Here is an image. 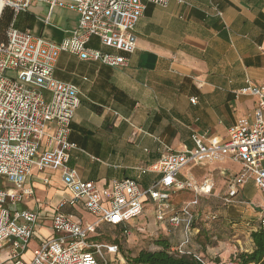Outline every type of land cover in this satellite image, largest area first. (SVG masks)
Returning <instances> with one entry per match:
<instances>
[{
	"label": "crops",
	"instance_id": "crops-1",
	"mask_svg": "<svg viewBox=\"0 0 264 264\" xmlns=\"http://www.w3.org/2000/svg\"><path fill=\"white\" fill-rule=\"evenodd\" d=\"M28 13L34 17L28 30L53 43L63 42L78 26V15L66 9L57 8L50 15L48 7L33 5ZM135 35L137 49L131 55L106 48L96 37L89 44L104 53L123 55L128 60L124 67L84 62L63 53L55 69L56 79L77 86L82 99L69 136L77 149L70 152L67 167L81 181L95 182L101 190L111 191L115 182L135 179L139 169L157 162L166 147L176 152L194 149V134L226 140L232 128L252 124L257 99L239 92L248 80L255 86L264 83V0H172L166 8L148 5ZM224 159L204 157L200 165L184 170L180 179L202 183L212 178V194L204 196H220L241 170L240 164L227 159L233 163L227 166ZM62 177V170L40 172L34 168L22 189L14 186L19 194L24 189L33 191L14 210L39 214L26 258L43 239L52 236L56 208L73 198ZM160 179V175L149 173L141 187L147 190ZM263 197L250 180L237 197L244 205L227 206L236 209L235 220L227 225L241 222L230 226L238 233L235 238L245 230L250 232L251 248L241 252L253 250L251 234L262 212ZM183 198L184 191L172 196L173 214L182 215L183 207L178 209L175 204ZM250 204H255V209ZM63 211L87 223L97 220L81 204L66 206ZM107 226L102 224L98 231ZM237 226L242 230L236 231ZM132 228L139 244L144 243L141 239L154 244L165 238L175 248L185 239L184 226L169 229L156 220V206L150 199ZM206 231L194 227V237L186 249L211 258L215 253L209 248L203 251L201 244V238L209 237ZM127 243L130 247L129 240ZM158 249L154 244V251Z\"/></svg>",
	"mask_w": 264,
	"mask_h": 264
},
{
	"label": "built area",
	"instance_id": "built-area-1",
	"mask_svg": "<svg viewBox=\"0 0 264 264\" xmlns=\"http://www.w3.org/2000/svg\"><path fill=\"white\" fill-rule=\"evenodd\" d=\"M171 1L3 0L2 7H11L15 16L27 13L33 5H44L50 15L62 8L76 13L79 20L69 37L59 44L11 25L6 43L0 45V264H109L106 255L117 256L119 247L92 242V237L102 224L122 227L124 235L129 236L133 222L144 215L148 199L156 206L159 223L169 229L184 226L185 239L174 250L185 253L194 237L192 208L197 202L186 204L179 215L173 214L171 198L185 190L196 196L212 194L215 186L212 178L202 183L180 179L184 170L200 165L207 156L227 158L241 165L222 197L226 206L244 205L237 197L250 180L255 181L257 190L264 196V83L255 86L249 80L239 94L257 99L254 122L232 128L226 140L194 134V149L176 152L166 147L157 162L139 169L135 179L115 182L111 191L101 190L95 182L81 181L67 167L70 152L77 149L69 136L82 99L77 86L56 79L60 56L69 53L84 62L124 67L128 62L126 57L90 48L91 39L96 37L106 48L131 55L137 49L135 27L148 5L166 8ZM191 102L196 104L197 100ZM34 168L40 172L62 170L63 183L73 198L56 208L52 236L43 239L32 256L26 258L39 214L15 211L14 207L24 197L32 196L33 191L24 189L19 194L1 181L22 189ZM149 173L160 175L161 179L144 190L141 181ZM78 204L96 222L87 223L63 211L66 206ZM250 205L255 209V204ZM259 207L262 212L253 232L264 229V197Z\"/></svg>",
	"mask_w": 264,
	"mask_h": 264
},
{
	"label": "rangeland",
	"instance_id": "rangeland-1",
	"mask_svg": "<svg viewBox=\"0 0 264 264\" xmlns=\"http://www.w3.org/2000/svg\"><path fill=\"white\" fill-rule=\"evenodd\" d=\"M227 166L233 163L230 160L224 159ZM237 165V164H236ZM236 168L237 166H233ZM6 188L15 189L14 185L6 184ZM228 190V184L226 188L221 192L220 196H196L192 191H184V198L176 202V207L181 209L186 204L197 202L193 205L192 213L194 215L193 226L195 228H205L206 233H210L208 238H201V244L203 251L208 248L213 251L215 255L209 257H202L207 264H231V257L240 253L241 250H249L251 248L250 236L248 235L249 230H245L244 234L239 235V238H235L238 233L230 229V226L235 224L232 222L228 226V221H233L235 215V207L228 208L223 205L222 196L226 194ZM182 195H179V197ZM212 202H217V205H213ZM216 216V220H212V217ZM225 225H224V224ZM236 231H241L239 227H235ZM134 230V228H132ZM131 230V231H132ZM99 234L98 242L104 244H114L117 240L119 243L120 252L117 256L106 255L109 264H129L126 256L134 258L142 250L154 251V244L150 239H141L144 243L139 244L137 242V235L130 233V239L122 236V232L113 226H107L104 230L97 231ZM200 238V235L198 236ZM130 241V247L127 241ZM240 240V243L238 242ZM148 241V243H147ZM136 244H135V243ZM195 247H197V241H195ZM199 243V242H198ZM194 247V248H195ZM199 248H197V251ZM238 250V251H237Z\"/></svg>",
	"mask_w": 264,
	"mask_h": 264
},
{
	"label": "trees",
	"instance_id": "trees-1",
	"mask_svg": "<svg viewBox=\"0 0 264 264\" xmlns=\"http://www.w3.org/2000/svg\"><path fill=\"white\" fill-rule=\"evenodd\" d=\"M34 23V17L28 12L15 16L11 7L5 6L0 14V45L7 41V31L11 25L15 28L25 31L31 28ZM235 225L241 222H234ZM111 226V225H109ZM119 229L124 235L122 227L113 226ZM194 228V226H193ZM99 237V236H98ZM253 250L251 252H240L231 257V264H264V229L252 232ZM92 242H97L98 238L93 237ZM115 240L114 244L118 245ZM158 250H142L134 258L126 256L129 264H207L197 253L188 250L185 253L175 251L170 242L165 238H159L154 242ZM120 249V248H119Z\"/></svg>",
	"mask_w": 264,
	"mask_h": 264
},
{
	"label": "water",
	"instance_id": "water-1",
	"mask_svg": "<svg viewBox=\"0 0 264 264\" xmlns=\"http://www.w3.org/2000/svg\"><path fill=\"white\" fill-rule=\"evenodd\" d=\"M1 1H2V0H0V14H1V11H2V9H3V7L1 6Z\"/></svg>",
	"mask_w": 264,
	"mask_h": 264
},
{
	"label": "bare ground",
	"instance_id": "bare-ground-1",
	"mask_svg": "<svg viewBox=\"0 0 264 264\" xmlns=\"http://www.w3.org/2000/svg\"><path fill=\"white\" fill-rule=\"evenodd\" d=\"M1 6H3V0L1 1Z\"/></svg>",
	"mask_w": 264,
	"mask_h": 264
}]
</instances>
